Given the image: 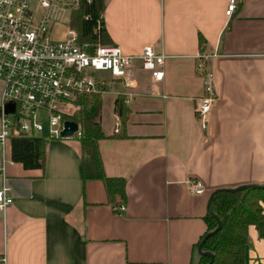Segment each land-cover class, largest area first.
Here are the masks:
<instances>
[{
  "label": "crops",
  "instance_id": "crops-1",
  "mask_svg": "<svg viewBox=\"0 0 264 264\" xmlns=\"http://www.w3.org/2000/svg\"><path fill=\"white\" fill-rule=\"evenodd\" d=\"M227 3L105 0L108 43L171 55L161 80L137 63L128 83L110 78L100 93L99 154L107 176L125 179V194L111 202L102 179L83 180L77 136L47 139L44 168L23 167L10 151L0 264H198L212 191L264 183V0H241L230 15ZM198 52L208 54L216 94L205 129L195 114ZM119 94L124 122L114 109ZM193 179L202 193L191 190ZM247 232L241 264H264V236L253 224Z\"/></svg>",
  "mask_w": 264,
  "mask_h": 264
},
{
  "label": "built area",
  "instance_id": "built-area-1",
  "mask_svg": "<svg viewBox=\"0 0 264 264\" xmlns=\"http://www.w3.org/2000/svg\"><path fill=\"white\" fill-rule=\"evenodd\" d=\"M71 0H0V209L13 198L7 184L6 163L11 138L63 137L65 119L81 108L83 95L101 93L110 78L125 79L137 63L153 80L163 77L165 59L171 55L144 44L138 53L123 50L117 43H101L87 49L77 41V30L65 24L64 35L53 37L52 28L69 10ZM241 0H228L230 15ZM208 54H195V72L202 78V92L196 96L195 114L202 129L216 94ZM115 122V130L119 124ZM81 134L80 124L74 136ZM191 190L203 192L199 179ZM119 209H124L120 205Z\"/></svg>",
  "mask_w": 264,
  "mask_h": 264
},
{
  "label": "trees",
  "instance_id": "trees-1",
  "mask_svg": "<svg viewBox=\"0 0 264 264\" xmlns=\"http://www.w3.org/2000/svg\"><path fill=\"white\" fill-rule=\"evenodd\" d=\"M105 0H78L72 8L69 23L77 30V41L87 49L97 42L108 43V33L103 20ZM78 101L81 108L72 119L80 124L81 134L77 136L81 148V175L83 180L100 178L107 191L108 200L113 202L116 195L125 194L123 177L107 176L98 149V140L105 136L100 123L102 99L100 93L83 95ZM114 109L121 121L127 119L129 108L123 95L114 99ZM47 139L42 136H16L11 138V159L20 162L25 168H44ZM264 186L246 185L235 190L219 189L211 197L210 207L204 215L206 230L203 236L202 251L213 253L210 264H241L245 259V250L249 241L248 226L255 225L264 236ZM209 253H199L198 264H206Z\"/></svg>",
  "mask_w": 264,
  "mask_h": 264
},
{
  "label": "water",
  "instance_id": "water-1",
  "mask_svg": "<svg viewBox=\"0 0 264 264\" xmlns=\"http://www.w3.org/2000/svg\"><path fill=\"white\" fill-rule=\"evenodd\" d=\"M63 125H64V127H63V129H62V131H61V135H62L63 137H64V136H67V137H69V136H74V135H73L74 132L77 131V129H78V123H77V121H75V120H73V119H65L64 122H63ZM246 185H255V184H246ZM246 185H243V186H246ZM257 185L264 186V183H263V184H257ZM239 187H241V186H237V187H234V188H219V189H231V190H235V189H237V188H239ZM219 189H215V190H213L212 193L210 194L209 201H208V208L210 207V200H211L212 195H213L217 190H219ZM220 225H221V224H220V221L218 220V225H217V227H216L215 229H213V230L207 232V233L203 236V238H202V240L200 241V243L198 244V247H197L198 253H209V254H210V260H209V262H207L206 264H210V263L212 262V260H213V256H214V255H213V253H211V252H208V251L203 252V251H202V245H203V242H204V240L206 239V237H207L208 235H210L211 233H213L214 231H216V230L220 227Z\"/></svg>",
  "mask_w": 264,
  "mask_h": 264
},
{
  "label": "rangeland",
  "instance_id": "rangeland-1",
  "mask_svg": "<svg viewBox=\"0 0 264 264\" xmlns=\"http://www.w3.org/2000/svg\"><path fill=\"white\" fill-rule=\"evenodd\" d=\"M70 4H71L70 9L72 10V8L78 5V0H71ZM69 17H70L69 10H67V12L59 20L60 22L54 24L52 31H51V35L53 37H60L64 35L65 24L68 23ZM69 26H73V25L69 23ZM109 98H110L109 93L104 94V111L102 115V121L106 126L109 125V123L111 122V118L109 117V112H108V107H107L109 103V100H108Z\"/></svg>",
  "mask_w": 264,
  "mask_h": 264
}]
</instances>
